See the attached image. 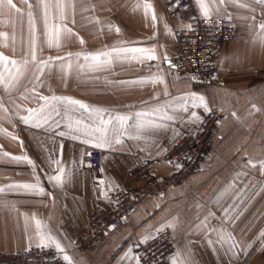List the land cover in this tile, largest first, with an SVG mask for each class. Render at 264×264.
I'll use <instances>...</instances> for the list:
<instances>
[{
  "label": "crops",
  "instance_id": "obj_1",
  "mask_svg": "<svg viewBox=\"0 0 264 264\" xmlns=\"http://www.w3.org/2000/svg\"><path fill=\"white\" fill-rule=\"evenodd\" d=\"M147 2L154 7L157 16L155 26L142 10H134L137 0H73L74 7L67 9L68 19L65 21L73 35L62 38L59 48H49L43 44L42 10L36 0H28L33 5L36 30L42 45V50H37L36 62H31L30 56L28 5L22 0H13L21 9L19 13L9 11L7 5L0 12V33L7 35V46L4 36H0V53L30 61L19 84L11 91L0 86V129L17 138L14 140L0 133V153L26 155L37 166L34 170L26 162L0 156V188H6L0 192V253H16L37 247L33 219L36 218L52 230L67 253L80 264H136L135 259H125L129 249L133 256L137 255L134 242H139L147 234L155 237L162 233L171 236L176 254L179 252L182 260L191 253V264H264V237L260 236L264 231V168L260 167V162H264V47L257 38V25L264 22V6L253 0L238 2L250 4L255 12L231 3L221 6V12L231 14L238 37L225 44L218 53L215 84H200L174 76L167 63H161L169 93L166 96L163 84L126 83L151 76L157 70V61L140 64L114 58L110 65L93 70L75 67V58H71L74 66L67 75L58 67L68 61L69 53H97L129 44L155 47L158 56L162 58L166 53L171 60L175 55L177 32L186 30V25L191 24L195 17H202L199 5L195 2L191 9L182 10L175 19H171L162 0ZM253 16L255 21L251 19ZM212 17L216 18L215 13ZM109 25L114 27L110 30ZM241 45L249 51L248 55L241 56ZM49 57L53 58L51 66L44 69L37 81V65ZM78 63L83 65L85 61L81 57ZM189 92L204 95L212 110L225 114L205 165L170 192L144 200L128 221L109 230L85 253L77 251V241L88 232L89 216L112 210L113 203L109 198L112 191L134 192L142 187L144 180L129 174L142 157L162 158L184 135L198 132L201 124L185 125L177 120L170 123V130L153 135L147 143L125 137L123 144L117 145V150L113 151L60 137L58 133L66 131L63 123L53 132L25 125L20 116L26 115L27 109L39 107L43 103L39 99L41 95L69 96L92 107L123 114L151 109ZM195 111L204 120L207 113L203 109ZM187 116L184 114L185 119ZM55 119L61 120L62 116ZM172 128L180 135L173 138ZM93 152L101 156L98 170L92 169L88 163V153ZM49 157L60 159L66 170L71 172L70 182L63 187H57L48 180L49 176L58 174L57 165L50 163ZM249 161L256 167H252ZM175 171L176 168L164 165L153 173L167 177ZM237 173L241 175L237 176ZM37 176L44 189L43 195L6 187L16 183H36ZM230 184L234 186L228 188ZM226 188L228 191L225 193ZM105 191L108 199L104 198ZM225 209L228 210V219L224 216ZM210 212L215 214V218L209 221L210 225L219 227L222 224L235 237L237 257L233 258L231 253L225 255L218 244L207 243L202 231H195V225ZM172 220L176 221L174 229L157 232ZM211 238L215 239V233Z\"/></svg>",
  "mask_w": 264,
  "mask_h": 264
},
{
  "label": "snow or ice",
  "instance_id": "obj_2",
  "mask_svg": "<svg viewBox=\"0 0 264 264\" xmlns=\"http://www.w3.org/2000/svg\"><path fill=\"white\" fill-rule=\"evenodd\" d=\"M22 2L28 5L27 16L29 32L31 33L30 56L31 62H36L37 50L38 48H41L42 50V45L40 44V36L36 30L35 17L32 11L33 5L29 4L28 0H22ZM195 2L199 5V12L203 19H211L213 13H215L217 20L225 19L226 21H230L231 14H227L226 11L221 12L220 10L221 6H226L229 3L255 12V9L252 8L250 4L239 3L238 0H210V2H206V0H195ZM253 2L264 6V0H253ZM36 3L41 8L43 14V44L49 48H59L61 46L62 38L73 35L72 29L65 23L68 19L67 9L74 7L73 0H55V3H53V0H36ZM5 5H7L9 11L15 10L17 13L21 11V9L13 3V0H0V12L3 11ZM53 8L56 10L55 15H53ZM134 10H142L145 17L150 18L153 22V26H155L157 16L151 3L147 2V0H137ZM262 15H264V13H262ZM251 19L255 21V16L251 17ZM72 22L74 23V20ZM216 26L218 27L219 25L217 24ZM113 27L114 26L109 25L110 30ZM251 27L252 25H249V28ZM257 27V38L259 39L261 46L264 47V22H260ZM165 28L168 30L169 34H172L171 30L167 29V25H165ZM115 30L119 32L118 27H115ZM186 30H192V25H186ZM0 36H4L5 46H7V35L0 33ZM81 43H83L82 40ZM68 57L69 59L66 63H62L58 66L60 71L65 73V75L70 74L74 66V62L71 58H75V67L81 69L90 68L93 70H98L110 65L114 58L124 59L128 62L134 61L140 64H146L149 61H157V70L151 76L142 77L138 80L128 81L126 83L140 85L149 83L152 85L163 84L166 96H168L169 93L167 91V83L164 79V72L161 68V63H167L170 69L178 67V65H173L171 63V60L166 53L162 58L158 56L155 47H135L130 44L114 47L111 50L97 53H69ZM81 57L85 61V64L83 65L78 63ZM52 61L53 58L49 57L48 60L39 62L37 65L39 73L37 81H39V76L43 75L44 69L51 66ZM29 62L30 61L27 58L17 60L0 53V86L11 91L17 84H19L20 79L24 76ZM175 79L178 80L180 78L175 77ZM189 79L193 82L197 81L195 75L190 76ZM39 99L43 101L39 107L35 109H27V114L20 116V120L25 125L34 128H47V130L55 132V129L60 127L61 123H63L66 131H60L58 133L60 137L79 140L81 143L90 145L93 148L111 149L113 151L117 150V145L123 144L125 137L130 140H144L147 143L153 135L170 130V123H174L177 120L185 125L202 124L203 118L197 111H195L196 109H203L205 113H210L212 111L205 96L195 92H189L173 97L169 101L151 109L123 114L112 113L108 109L92 107L69 96L52 95L49 97L41 95L39 96ZM190 109H192V111H190ZM184 114H188L187 119L184 118ZM233 115L235 116L236 114L233 113ZM57 116H62V119L56 120L55 117ZM153 117H155V119H153ZM171 131L173 132V138L180 135L179 131L174 128H172ZM0 133L9 135L14 140L17 139L15 136L7 133L4 129H0ZM192 134L195 135V132H192ZM62 149L63 145L61 144V154ZM88 155L91 154L88 153ZM0 156H9L11 160L16 162H26L31 165L34 170L37 167L26 155L10 156L8 153H0ZM49 160L50 163L57 165L56 172L58 173L49 176V182L54 183L57 187H63L64 184L70 182L71 172L66 170L60 159L52 160L51 157H49ZM249 163L252 167H256L255 163H252L251 161H249ZM177 167H180V165H177ZM260 167L264 168V162H260ZM236 175L239 176L241 173H237ZM36 180V183H16L10 184L6 187L7 189L24 190L43 195L44 189L39 182L38 176L36 177ZM233 186V184H230L228 188ZM228 188L225 189V193L228 191ZM5 190L6 188H0V192ZM103 195L105 199H108L107 191H105ZM224 216L226 219L230 218L227 209L224 210ZM214 218L215 214L210 212L203 221L195 225V231L198 233L202 231L207 239V243L213 246L218 244L219 248L224 251L225 255L231 253L233 258L237 257V242L235 237L228 232L222 224L219 227L210 225L209 221ZM25 219L27 221L28 218L26 217ZM33 219L35 220L37 230V247H54L56 251L62 254L65 264H80L78 260L74 261L73 256L67 253L65 247L53 234L51 229L46 228L39 219ZM175 224V220L169 221L157 229V232H162L166 228L174 229ZM212 233H215V239L211 238ZM260 236L264 237V231L260 233ZM152 238L153 236L151 234H147L141 238L139 243L148 244ZM248 247H251V245H248ZM190 256L191 253L189 252L187 257L182 260L180 253L177 252L176 256L172 258L171 264H191V260L189 259ZM128 258L135 259L136 264H140L143 259V257H140L139 255L133 256L131 249L125 254V259Z\"/></svg>",
  "mask_w": 264,
  "mask_h": 264
},
{
  "label": "built area",
  "instance_id": "obj_3",
  "mask_svg": "<svg viewBox=\"0 0 264 264\" xmlns=\"http://www.w3.org/2000/svg\"><path fill=\"white\" fill-rule=\"evenodd\" d=\"M162 1L171 19H175L180 11L191 9L195 4V0ZM191 25L192 30H180L176 34L175 55L171 63L178 67L170 69L166 64L167 68L174 76L189 79L195 75L197 83L215 84L218 75V53L225 44L237 39V27L232 20H217L213 17H195L191 20ZM224 118L223 112L213 109L207 113L195 135H184L162 158L142 157L139 152L142 160L129 174L134 178L143 179L142 187L134 192L112 191L109 194L113 203L112 210L107 213L95 212L89 216L88 232L77 241V251L85 253L93 244L103 239L109 230L128 221L144 200L170 192L201 170L212 152L214 137ZM88 163L92 169H100V154L91 153ZM164 165L176 168V171L167 177L154 175V170ZM133 247L136 254L143 257L141 264H170L176 255L174 241L168 233L153 237L148 244L136 241ZM0 264H65V261L53 248L31 247L22 252L0 253Z\"/></svg>",
  "mask_w": 264,
  "mask_h": 264
},
{
  "label": "clouds",
  "instance_id": "obj_4",
  "mask_svg": "<svg viewBox=\"0 0 264 264\" xmlns=\"http://www.w3.org/2000/svg\"><path fill=\"white\" fill-rule=\"evenodd\" d=\"M240 54L243 57V56L248 55L249 54V51L243 45H241L240 46Z\"/></svg>",
  "mask_w": 264,
  "mask_h": 264
}]
</instances>
